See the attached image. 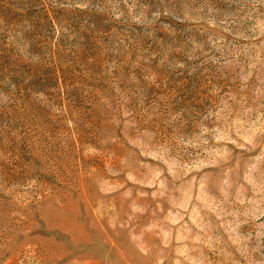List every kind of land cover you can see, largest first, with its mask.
<instances>
[{
  "label": "rangeland",
  "instance_id": "rangeland-1",
  "mask_svg": "<svg viewBox=\"0 0 264 264\" xmlns=\"http://www.w3.org/2000/svg\"><path fill=\"white\" fill-rule=\"evenodd\" d=\"M0 264H264V0H0Z\"/></svg>",
  "mask_w": 264,
  "mask_h": 264
}]
</instances>
